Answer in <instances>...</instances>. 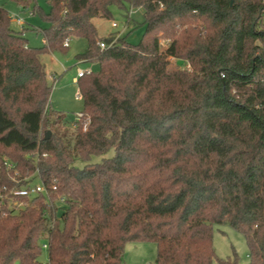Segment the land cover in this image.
Masks as SVG:
<instances>
[{"label":"trees","instance_id":"obj_1","mask_svg":"<svg viewBox=\"0 0 264 264\" xmlns=\"http://www.w3.org/2000/svg\"><path fill=\"white\" fill-rule=\"evenodd\" d=\"M15 1L48 26L32 46L0 5V264H125L127 244L144 242L156 264H240L216 253L224 224L264 264V1ZM125 2L144 9L146 32L102 49L114 37L93 20ZM68 38L99 65L77 81L86 130L50 106L42 56ZM34 179L46 193L16 194Z\"/></svg>","mask_w":264,"mask_h":264},{"label":"rangeland","instance_id":"obj_2","mask_svg":"<svg viewBox=\"0 0 264 264\" xmlns=\"http://www.w3.org/2000/svg\"><path fill=\"white\" fill-rule=\"evenodd\" d=\"M37 4L44 12L50 11V5L47 0H37ZM0 5L5 7L12 16V27L16 31L26 30V37L32 46L43 45V35L41 28L48 26L38 12H32L30 9L22 10L15 0H0ZM112 17L96 18L94 20L100 38L119 37L131 44L139 43L145 32L146 24L144 22V9L142 7H133L125 2L124 6L114 5L112 8ZM18 18L24 20V25L18 23ZM116 22L118 27H113L112 23ZM169 42L163 41V47ZM87 46V42L81 38H72L70 47L66 52L56 51L47 53L42 56L43 62L47 66L50 74V84L52 85L50 106L52 110L58 111L66 115L67 120L74 121L78 113H84V100L80 96V89L74 77L78 75L80 70L91 68L98 70L97 63L84 62L78 58V54L82 53ZM176 61L171 60V67H176ZM181 68H189L185 62H180ZM46 129V128H45ZM114 155L112 149L104 155L93 156L90 163H100L105 158ZM76 166L83 168L86 162L77 160ZM39 181L34 179L31 184L35 185ZM61 204L58 206L60 207ZM60 215V210L57 211ZM214 247L220 258H234L238 256L240 264H251L249 248L245 236L232 228L231 226L215 225L214 226ZM157 246L153 242L129 243L126 246L124 259L125 264H156ZM43 263H48L49 255L47 250H43L41 255ZM15 264H20L16 262ZM214 264H220L215 261Z\"/></svg>","mask_w":264,"mask_h":264},{"label":"built area","instance_id":"obj_3","mask_svg":"<svg viewBox=\"0 0 264 264\" xmlns=\"http://www.w3.org/2000/svg\"><path fill=\"white\" fill-rule=\"evenodd\" d=\"M18 23L24 24L25 22L22 18H18ZM112 26L118 27V24L116 22H113ZM117 38L118 37H114V39L109 44H107L104 41H100L99 45L102 49H105V48L110 47V46H114L117 42ZM70 42H71L70 38L66 39L65 46H69ZM188 67H190V66L188 65ZM92 73H93V70L91 68H88L85 70L82 69L78 72L77 77L80 78V77H83L85 75H90ZM78 97H80V95H78ZM89 124H90V118L88 116H86L84 113H78L75 116V120L73 121L72 126H73V128L82 127L84 130H86L87 127L89 126ZM54 188H56V187H54ZM39 193H46V188L44 187L43 184H40V183H37L35 185H29V186L24 187L23 189L16 192V194L24 195V196H32V195L39 194ZM44 247L46 248L47 245L45 244Z\"/></svg>","mask_w":264,"mask_h":264},{"label":"crops","instance_id":"obj_4","mask_svg":"<svg viewBox=\"0 0 264 264\" xmlns=\"http://www.w3.org/2000/svg\"><path fill=\"white\" fill-rule=\"evenodd\" d=\"M96 19V18H95ZM94 19V20H95ZM94 20H93V22H94ZM95 23V22H94ZM21 25H24V24H21ZM25 29V33H26V30H27V28H24ZM43 43H44V38H43ZM70 44H71V42H70ZM85 62V61H84ZM46 68H47V66H46ZM48 71V70H47ZM49 73V72H48ZM49 77H50V74H49ZM74 80L75 81H78V77L76 76V77H74Z\"/></svg>","mask_w":264,"mask_h":264},{"label":"water","instance_id":"obj_5","mask_svg":"<svg viewBox=\"0 0 264 264\" xmlns=\"http://www.w3.org/2000/svg\"><path fill=\"white\" fill-rule=\"evenodd\" d=\"M226 95H227V94H226ZM50 135H51V131H47V132H46V138H49Z\"/></svg>","mask_w":264,"mask_h":264}]
</instances>
